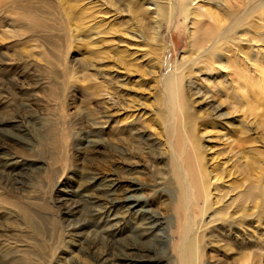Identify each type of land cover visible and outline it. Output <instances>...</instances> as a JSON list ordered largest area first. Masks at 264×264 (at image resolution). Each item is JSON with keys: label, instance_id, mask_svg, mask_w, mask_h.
<instances>
[{"label": "rangeland", "instance_id": "1", "mask_svg": "<svg viewBox=\"0 0 264 264\" xmlns=\"http://www.w3.org/2000/svg\"><path fill=\"white\" fill-rule=\"evenodd\" d=\"M34 1L30 6L45 11L21 3L12 10L35 17L36 27L8 35L4 28H13L3 13L10 5L0 10V264H173V197L161 178V142L146 123L155 108L143 61V43L149 41L122 43L118 36H102L103 47H110L90 53L92 70L81 59L89 50L85 42L68 46V36L56 30L55 15L48 16L55 13L51 1ZM160 31L162 44L169 46L165 62L180 61L190 47L183 24L171 34L166 26ZM116 48L130 55L123 65ZM153 50L160 55V48ZM86 72L94 80L82 78ZM107 75L119 76L110 93L100 82ZM205 131L209 145L225 148L218 130L209 125ZM149 142L157 145L154 154L144 150ZM133 146L142 154L128 159ZM137 221L144 224V237ZM218 255L216 264L237 257Z\"/></svg>", "mask_w": 264, "mask_h": 264}, {"label": "bare ground", "instance_id": "2", "mask_svg": "<svg viewBox=\"0 0 264 264\" xmlns=\"http://www.w3.org/2000/svg\"><path fill=\"white\" fill-rule=\"evenodd\" d=\"M33 1L0 0L1 11L10 5L3 13L8 17L6 26L13 28H4L7 35L17 28L37 24L30 14L12 10L21 3L36 8L34 12L45 11L30 6ZM49 1L55 13L48 11V16L55 15L56 19H52L58 21L56 30L68 36V46L73 43L78 47L85 42L89 47L88 54L81 59L92 70L96 65L90 53L102 54L110 47L109 44L103 47L102 36L110 35L112 39L118 36V42L122 43L149 41V45L143 43L147 48L143 61L149 71L155 108L147 115L146 123L155 129V138L161 142L159 158L164 162L161 178L173 197L170 207L173 258L169 260L173 264H216L215 256L225 254L237 255L232 257L231 264H249L255 258L262 264L264 0ZM180 22L188 33L190 47L180 61L174 60L170 65L164 59L169 46L162 44L160 30L166 26L171 34ZM124 36L129 39L125 40ZM154 47L161 49L159 56ZM117 49H114L115 58L123 65V58L130 55L124 56L126 51ZM82 76L94 80L92 72ZM124 78L128 79L125 75ZM118 79L119 76L107 75L100 82L110 93L113 81ZM108 99L113 105L112 97ZM222 109L225 111L220 112ZM237 115L243 118L230 121ZM209 125L218 130V140L225 148L217 151L214 145H209L211 139H206L205 131ZM137 132L134 129L128 133L133 137ZM156 146L150 143L144 150L154 154ZM138 148H128V159L142 154ZM137 224L139 235L144 237L143 222ZM207 249L212 255L206 253ZM103 259L109 261L108 257Z\"/></svg>", "mask_w": 264, "mask_h": 264}]
</instances>
